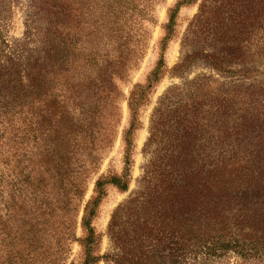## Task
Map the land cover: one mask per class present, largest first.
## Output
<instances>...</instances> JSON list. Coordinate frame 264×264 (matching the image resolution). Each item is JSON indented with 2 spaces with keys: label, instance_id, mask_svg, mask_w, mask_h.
Masks as SVG:
<instances>
[{
  "label": "rangeland",
  "instance_id": "1",
  "mask_svg": "<svg viewBox=\"0 0 264 264\" xmlns=\"http://www.w3.org/2000/svg\"><path fill=\"white\" fill-rule=\"evenodd\" d=\"M125 1L0 0V264H84L95 256L88 264H114L107 223L136 189L158 98L197 76L239 97L264 90V58L236 60V31L238 48L264 46V0H194L175 12L169 34L178 0ZM257 12L260 40L251 34ZM189 55L211 56L213 64L198 60L172 72ZM159 60L157 82L132 112V93L151 82ZM61 122L70 132L65 171ZM130 126L127 190L102 185L88 240L84 209L97 180L121 175ZM65 226L73 236L67 244ZM188 264H264V256L226 253Z\"/></svg>",
  "mask_w": 264,
  "mask_h": 264
},
{
  "label": "trees",
  "instance_id": "2",
  "mask_svg": "<svg viewBox=\"0 0 264 264\" xmlns=\"http://www.w3.org/2000/svg\"><path fill=\"white\" fill-rule=\"evenodd\" d=\"M193 1L176 2L169 11L166 34L178 8ZM119 4L124 6L123 1ZM261 17L257 12L252 18L257 31L251 34L257 40L262 36ZM237 32L238 62L264 58L261 44L238 48ZM245 37L250 39V34ZM198 60L212 65L214 58L189 55L172 72L180 75ZM161 64L159 60L150 74L151 82L135 88L129 103L132 112L140 95L157 82ZM61 127L65 171L70 132L64 133L63 122ZM147 130L142 147L145 160L136 189L115 206L107 223L106 234L116 251L113 263L188 264L190 258H217L226 253L264 256V90H251L247 97H239L233 88L197 76L158 98ZM130 132L131 126L123 138L121 175L97 180V196L84 209L82 226L88 240L93 233L89 220L102 185L111 184L123 193L127 190ZM63 230L67 244L73 236L68 226ZM99 258L85 259L84 264ZM101 258L110 260L107 255Z\"/></svg>",
  "mask_w": 264,
  "mask_h": 264
}]
</instances>
